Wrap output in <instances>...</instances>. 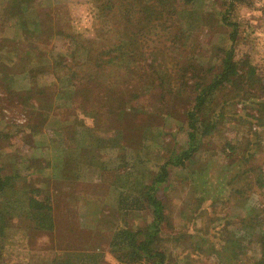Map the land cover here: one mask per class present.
I'll return each mask as SVG.
<instances>
[{
	"label": "rangeland",
	"instance_id": "obj_1",
	"mask_svg": "<svg viewBox=\"0 0 264 264\" xmlns=\"http://www.w3.org/2000/svg\"><path fill=\"white\" fill-rule=\"evenodd\" d=\"M8 1L0 0L1 10ZM214 1L219 10L222 0ZM84 2L43 0L44 7L38 11L45 40L39 46L52 53L18 48L12 37L0 32V177H9L0 193V226L4 227L0 264H123L111 246L118 224L125 219L133 230L142 229L150 218L145 211L124 215L119 198L130 190L144 193L165 159L171 163L170 177L157 193L167 217L151 248L163 251L167 264L259 263L264 253V187H256V182L262 176L264 180V127L251 122L250 133L246 111L255 113L257 105V112L264 96V0H248L238 13V57H248L255 67L256 95L241 102L236 92L217 91L209 98L201 108L200 123L215 121L219 130L203 138L188 167L177 161L189 139L193 137L196 144L199 134H193L187 124L183 103L175 109L179 101L156 117L150 110L153 98L141 96L132 102L134 112H124L118 102L120 89L84 81L87 90L77 92L73 106L53 104L56 83L60 88L74 86V79L63 80L71 69L60 64L57 52L69 42L54 35L65 30L84 41L94 36ZM7 19L0 12V25ZM209 20L206 26L194 27L195 36L209 46L201 49L204 54L220 39L215 20ZM218 30L224 37L226 28ZM14 35L21 37L20 32ZM78 66L81 75L96 72L91 66ZM32 75H39L49 87L41 96L33 91L39 108L28 113L30 108H21L28 102L23 90L39 87ZM230 101L235 103L229 105ZM261 111L264 115V104ZM88 129L102 147L96 158L83 156L78 149L86 143ZM228 142L233 149L229 150ZM32 189L49 195L51 231L32 228L23 216Z\"/></svg>",
	"mask_w": 264,
	"mask_h": 264
},
{
	"label": "trees",
	"instance_id": "obj_2",
	"mask_svg": "<svg viewBox=\"0 0 264 264\" xmlns=\"http://www.w3.org/2000/svg\"><path fill=\"white\" fill-rule=\"evenodd\" d=\"M83 1L90 9L94 36L89 41H84L65 30L58 31L54 35V38L61 42L66 40L69 42L68 47H64L62 51L57 50L60 52L61 60L58 61L71 69L63 80L71 82L74 79L75 82H71L74 86L61 88L56 83L59 89L56 88L52 95L55 106L60 105L61 102L65 108L73 106L77 92L81 89L87 90L84 81L92 82L95 87L120 89L122 93L118 102L122 103L124 112L125 110L134 112L132 102L141 96L149 95L153 98L150 110L154 111L156 117L162 116L161 111L168 113L175 102L179 101L175 109L183 103L181 108L187 124L193 134H199L196 144L191 141L193 137L189 139L188 147L182 151L177 161L179 166L188 167L193 162L195 153L200 149L203 138L219 130V125L215 121L209 120L204 126L200 123L201 108L209 98L217 91L236 92V97L241 102L256 95L255 67L250 64L248 57L247 59L238 57L240 54L237 52L241 42L238 13L248 0L219 1V10H215L214 0ZM8 2L10 3L4 10L0 9V12L6 13L8 18L6 24L0 25V32L6 38L12 37L11 40L17 47L28 48L27 51L34 49L36 54L41 55L52 53L39 46V42L45 40L43 39L45 36L41 34L42 20L38 11L39 7H44L43 0H9ZM209 19L215 20L216 28H226V32L223 37L219 30L215 29L216 37L220 39L215 40L210 53L204 54L201 49L209 46L201 37L195 36L194 27L196 24L206 26L207 22H211ZM16 32L21 33L20 38L14 37ZM49 36L53 35L49 34ZM2 50L0 45V51ZM59 54L56 53V56ZM78 64L91 66L96 72L86 76L81 75V67ZM38 76L32 75L39 87L33 88L32 92L30 88L23 90L28 94L24 98L25 103L26 100L28 102L26 105L22 104L21 108L23 110L30 108L28 113L37 112L39 108L33 102V98L37 96L36 94L32 96L33 91L39 92L38 95L41 96L49 87H46L43 80L41 81L42 78ZM79 82L83 85H79ZM253 89L254 93H251ZM234 103L230 101L229 105ZM257 104V112V105L254 109L255 113L246 111L250 118L247 124L250 133L251 122V125L256 123L258 128L264 127V115H261L264 96ZM239 115L242 119L241 114ZM246 120L241 121L246 122ZM158 127L159 125L155 129L161 133ZM254 132L256 133L257 130L252 133ZM88 134L86 143L78 149L83 156L96 158L102 151L100 140L93 135L91 129H88ZM95 137L98 139L97 142L94 141ZM227 146L229 150L233 149L230 142ZM170 165L168 159L162 161L151 185L144 193L136 194L130 190L128 194L122 193L119 198V208L124 215L134 211H145L150 218L142 229L133 230L124 222L125 219L118 224L111 246L117 254V259L123 264H167L165 253L152 249L151 243L167 217L165 203L157 191L161 184L168 181ZM8 180L9 177L5 179L0 177V193L6 187ZM132 186L133 184H130L129 188ZM256 187H264L263 176L257 179ZM39 190L32 189L22 213L26 220L31 222L32 228L51 231L54 224L50 198L49 195H41ZM262 220L264 221V217ZM3 229L4 227L0 226V246ZM256 264H264V253L262 260Z\"/></svg>",
	"mask_w": 264,
	"mask_h": 264
}]
</instances>
